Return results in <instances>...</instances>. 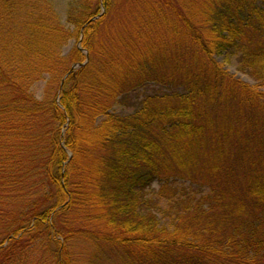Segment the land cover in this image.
I'll list each match as a JSON object with an SVG mask.
<instances>
[{
  "label": "trees",
  "instance_id": "obj_1",
  "mask_svg": "<svg viewBox=\"0 0 264 264\" xmlns=\"http://www.w3.org/2000/svg\"><path fill=\"white\" fill-rule=\"evenodd\" d=\"M263 89L264 0H0V264H264Z\"/></svg>",
  "mask_w": 264,
  "mask_h": 264
},
{
  "label": "rangeland",
  "instance_id": "obj_2",
  "mask_svg": "<svg viewBox=\"0 0 264 264\" xmlns=\"http://www.w3.org/2000/svg\"><path fill=\"white\" fill-rule=\"evenodd\" d=\"M54 1H55L56 13L59 15L60 21L62 23H64L69 0H54ZM72 46H73V42H71L65 48L64 54H67L70 51V49L72 48ZM216 60L218 61V63L220 65H222V67L226 71H228L230 74L234 75L236 78L242 80L243 82H246L249 85H255V83L250 78L241 74L238 71V64H237V61L235 58H232V57L228 58L226 56H221V57H218ZM43 85L44 84H40V85L36 86L35 91H36V94H38V97H40L41 91L43 90V87H44ZM157 90H158V88L151 87L147 93L152 95L153 93H155L154 91H157ZM262 91L264 92V89ZM142 96H143V93L139 92V94H136L133 98L131 97L130 100H131V102L133 100L135 102V104L137 105L139 103V101L141 100ZM136 105H134L133 107H122L120 105H117L112 109L111 112L114 114H117V115H127V114L129 115V114H132L134 111H136V109H137ZM175 183H177V182H175ZM177 185L180 187L187 188V189L189 188V185L186 183H183V182H178ZM153 189L154 190L158 189V185L156 183L153 185Z\"/></svg>",
  "mask_w": 264,
  "mask_h": 264
},
{
  "label": "water",
  "instance_id": "obj_3",
  "mask_svg": "<svg viewBox=\"0 0 264 264\" xmlns=\"http://www.w3.org/2000/svg\"><path fill=\"white\" fill-rule=\"evenodd\" d=\"M102 12H103V10H102ZM80 66H81V65H78V64H77V65H74V66L71 68V70L76 69V68H79ZM69 74H70V73H68V74L66 75V77H67ZM66 77H65V78H66Z\"/></svg>",
  "mask_w": 264,
  "mask_h": 264
}]
</instances>
